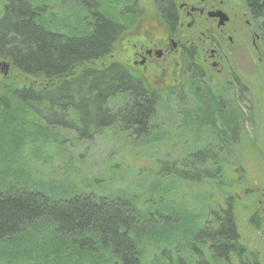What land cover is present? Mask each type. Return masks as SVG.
Wrapping results in <instances>:
<instances>
[{
  "label": "trees",
  "instance_id": "1",
  "mask_svg": "<svg viewBox=\"0 0 264 264\" xmlns=\"http://www.w3.org/2000/svg\"><path fill=\"white\" fill-rule=\"evenodd\" d=\"M76 1L88 11L87 32L70 33L67 28L44 24V9L33 0H5L0 9V57L12 65L11 74L0 81V263L197 264L199 250L204 253L203 259L209 260L206 250L222 264H229L232 252L240 264H250L253 255L246 251L242 256L237 244L232 197L224 194L231 184L223 180L225 169L219 155L199 151L188 158L160 162L156 173L160 180L204 185L200 205L188 194L189 199L180 203L181 207L169 209L151 200L139 202L128 192L106 194L103 190L87 192L73 186H38L25 172L1 169L4 149L17 137L4 133L9 124L15 126L11 131L20 133L30 128L49 136L55 128H61L74 131L82 139H92L107 128L122 126L121 120L125 119L122 127L132 134L147 137L152 132L162 106L160 93L149 90L122 63L109 60L129 26L103 7L102 0ZM248 1L253 7L257 3ZM155 2L162 18H171L169 1ZM78 15L84 16L82 12ZM105 61L110 62L99 66ZM14 105L25 106L38 123L26 129L23 117L8 112ZM213 107L217 117L230 123L227 105ZM74 109L99 112L101 119L84 121L79 117L77 125H63L41 118V111L58 115ZM229 123L224 137H218L217 150L230 146ZM32 136L24 145L43 142ZM65 141L58 144L64 145ZM231 141L238 142L236 133ZM118 166L111 167L110 174L112 170L115 173L110 177L118 174ZM185 188L168 189L165 196L171 193L176 199L182 195L183 200ZM214 193H220V201ZM186 203L187 208L183 206ZM193 213L206 215L202 227L199 221L184 220L185 215ZM210 215L213 217L209 221ZM183 238L187 247L176 244ZM151 247L165 261L148 259Z\"/></svg>",
  "mask_w": 264,
  "mask_h": 264
},
{
  "label": "rangeland",
  "instance_id": "2",
  "mask_svg": "<svg viewBox=\"0 0 264 264\" xmlns=\"http://www.w3.org/2000/svg\"><path fill=\"white\" fill-rule=\"evenodd\" d=\"M4 1L0 0V9ZM33 1L44 9L45 13L41 19L44 24L47 23L53 28H67L70 33L89 30V24L85 21L88 11L81 2ZM102 1H104L103 7L115 12L130 28L117 43L115 53L109 58L110 61H117L132 68L136 43L159 46L168 40L169 34L162 23L155 0ZM127 9L130 10V14H126ZM80 12L83 13V18L78 15ZM197 54V60L201 62L204 57L203 49H199ZM242 56L240 53L241 64L237 69L246 70L247 64L244 63ZM5 61L0 57V81L11 74L12 65L9 61ZM110 61L100 63L99 66H105ZM179 62L183 63L180 58L175 57L164 63L163 69L141 74L147 88L160 93L159 105H162L152 126V132L147 137L132 134V131L124 129L122 126L126 124L125 119L121 120L122 126L107 128L103 134L95 135L92 139H82L74 131L61 128H55L54 133L43 136L28 128L32 124L35 126L34 122L38 123L37 120L33 121L35 117L31 112H27L29 110L25 106L14 105L8 112L23 117L22 123L26 124L28 131L23 133L11 131V128H15L13 124H9L8 128L2 125V128H7L4 133L17 137L4 149L5 163L1 164V169L25 172L38 186H73L87 192L88 189L97 192L103 190L102 192L106 194L128 192L139 202L151 200L152 203L163 204L165 209H169L171 206L181 207L180 203L189 199L188 194H192L195 200L200 201L196 203L200 205L204 195L202 191L204 185L198 183L178 185L171 181L160 180L156 174L160 162L188 158L196 151L219 155L221 167L225 169L223 180L231 184V189L229 187L224 194L228 193L232 197L233 212L241 242L251 250L261 251V261L264 263V221L258 219V215L262 214L259 201L264 192V82L259 85L252 81L251 93L246 96L245 101L240 100L239 104L230 105L235 98V93H230V67L226 68L223 75L213 74L208 69L212 80L204 88L202 85H195L189 79L184 73L183 64L180 65ZM132 69L135 73H139L137 68ZM210 92L216 96L217 102L211 98ZM214 105L229 107L230 123L225 119L221 120L222 117H217V113L213 112ZM208 111L213 114L207 116ZM44 117L63 125H77L79 117L84 121L94 118L98 122L101 113L74 109L67 114L54 115L52 112L41 111V118ZM228 123L230 137L227 139L230 138V146H222L223 150H217L220 146L218 137L227 133ZM234 127L238 140L235 144L231 141ZM93 129L97 130L98 126L94 125ZM0 132L2 133V130ZM32 135L43 142L33 144L29 142L24 145L28 140H32ZM19 137H22L21 141L15 144ZM61 140H66V143L58 144ZM37 143L43 146L38 147L35 145ZM115 164L120 166L117 169L118 174L110 177L115 173L112 170L113 173L110 174L111 167H115ZM183 186L186 187L183 200L182 195L177 196L176 199H172L171 193L165 196L168 189L174 190L176 187L181 189ZM219 194L214 193L215 199L220 201ZM188 203L183 206L187 208ZM254 216L260 221L261 229L251 222ZM187 218L193 219V222L199 221L198 225L202 227L206 215L193 213L185 215L184 220ZM211 219L210 217L209 221ZM186 243L185 238L176 242L177 245L184 247H187ZM148 259L165 261L159 258L154 247L149 249ZM0 264L18 263L1 262ZM213 264H222V262L217 261Z\"/></svg>",
  "mask_w": 264,
  "mask_h": 264
},
{
  "label": "flooded vegetation",
  "instance_id": "3",
  "mask_svg": "<svg viewBox=\"0 0 264 264\" xmlns=\"http://www.w3.org/2000/svg\"><path fill=\"white\" fill-rule=\"evenodd\" d=\"M168 1L171 18H162L169 34L168 40L159 46L136 43L132 68H137L139 73L125 65L128 72L145 84L143 74L163 69L164 63L178 57L182 60L184 73L189 79L195 85L205 88L212 80L208 69L213 74L223 75L226 68L230 67V93H235L230 105L239 104L240 100L244 102L251 93V82L259 85L264 82V0H257L254 7L248 0ZM222 15L227 17L223 24ZM201 48L204 57L200 62L197 60V53ZM240 53L247 64L246 70L237 69L241 64ZM244 63L242 65L245 67ZM233 133H236L235 129ZM259 208L262 214L258 215V219L264 221V192ZM251 222L262 228L257 216L251 218ZM237 244L241 248L242 256L246 251L253 255L250 264H264L261 261V251L251 250L241 242L240 236ZM203 254L202 250L198 251L197 264H213L218 261L206 250L209 260L205 261ZM229 264H240L234 252L231 253Z\"/></svg>",
  "mask_w": 264,
  "mask_h": 264
},
{
  "label": "water",
  "instance_id": "4",
  "mask_svg": "<svg viewBox=\"0 0 264 264\" xmlns=\"http://www.w3.org/2000/svg\"><path fill=\"white\" fill-rule=\"evenodd\" d=\"M222 17H223V19H222V21H221V23L223 24L226 20H227V17L224 15H222ZM7 68H9V66H7Z\"/></svg>",
  "mask_w": 264,
  "mask_h": 264
}]
</instances>
